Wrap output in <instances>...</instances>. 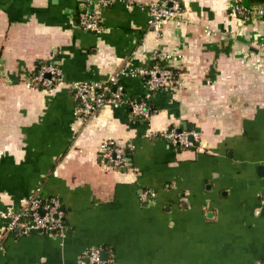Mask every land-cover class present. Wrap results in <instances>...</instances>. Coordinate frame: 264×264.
<instances>
[{"label": "crops", "instance_id": "1", "mask_svg": "<svg viewBox=\"0 0 264 264\" xmlns=\"http://www.w3.org/2000/svg\"><path fill=\"white\" fill-rule=\"evenodd\" d=\"M150 1L99 7L95 33L79 24L85 0H0V210L37 191L57 197L66 220L61 237L13 236L0 217V264H76L92 247L113 264H264V16L234 9L264 0H179L184 21L158 29ZM156 51L182 84L152 93L148 119L124 103L77 117L69 84L146 67ZM48 62L64 82L28 86ZM122 82L127 101L145 95L141 76ZM173 127L198 141L174 147L159 135ZM108 138L125 147L124 167L99 163ZM145 189L152 201L140 200Z\"/></svg>", "mask_w": 264, "mask_h": 264}, {"label": "built area", "instance_id": "2", "mask_svg": "<svg viewBox=\"0 0 264 264\" xmlns=\"http://www.w3.org/2000/svg\"><path fill=\"white\" fill-rule=\"evenodd\" d=\"M88 7L79 12V24L87 31L99 33L103 27L98 11L99 7H106L115 0H85ZM93 9L89 8L91 5ZM148 27L158 29L166 21H174L177 25L184 21L183 8L179 0H156L147 4ZM236 13L243 18L264 16V4L244 5L237 1L234 5ZM209 34V31H206ZM169 55L156 51L152 55V62L146 67L137 69L119 68L107 80L93 82H74L69 87L74 92L76 102L74 113L81 120L86 121L102 106L107 104H127L132 116L146 120L153 111L150 109L149 98L155 90L180 87L181 78L172 70L158 63L167 60ZM126 75H139L143 78L145 95L138 100H126L122 78ZM64 82L63 77L55 64L42 63L38 65L27 79L30 87L51 91ZM169 140L174 147H192L198 141L196 131L173 128L166 129L159 134ZM125 147L115 140L108 138L100 145L99 163L108 168H121L126 165ZM154 192L150 189L141 190L140 200L152 201ZM0 217L7 220L4 233L13 236H22L30 233H42L49 236H62L65 220V209L61 201L55 196H42L37 191L28 196L24 205L17 211L0 210ZM100 247L86 249L80 254L76 264H113L106 258H101ZM256 264H262L257 262Z\"/></svg>", "mask_w": 264, "mask_h": 264}, {"label": "water", "instance_id": "3", "mask_svg": "<svg viewBox=\"0 0 264 264\" xmlns=\"http://www.w3.org/2000/svg\"><path fill=\"white\" fill-rule=\"evenodd\" d=\"M183 124V128H186V122H182ZM182 128H179L178 131H181ZM256 175L259 177V178H263L264 179V164H259L256 166ZM101 258L103 259H106L107 258V252L106 250H102L101 251Z\"/></svg>", "mask_w": 264, "mask_h": 264}, {"label": "trees", "instance_id": "4", "mask_svg": "<svg viewBox=\"0 0 264 264\" xmlns=\"http://www.w3.org/2000/svg\"><path fill=\"white\" fill-rule=\"evenodd\" d=\"M151 62H152V60H151ZM151 62H149V64H151ZM158 63H160L162 66H164L165 64L163 63V61L162 60H159L158 59ZM40 64H42V63H40ZM40 64H38V65H40ZM148 64V65H149ZM37 65V66H38ZM172 70V72L174 73V74H177V72L175 71V70H173V69H171ZM149 106H150V109H151V111H154V109H153V107L151 106V104H149ZM189 127H192V126H189Z\"/></svg>", "mask_w": 264, "mask_h": 264}]
</instances>
